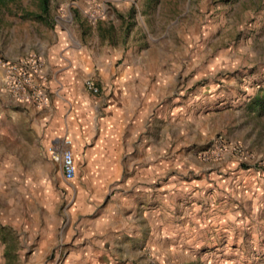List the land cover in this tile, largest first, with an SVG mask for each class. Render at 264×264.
<instances>
[{"label": "rangeland", "instance_id": "obj_1", "mask_svg": "<svg viewBox=\"0 0 264 264\" xmlns=\"http://www.w3.org/2000/svg\"><path fill=\"white\" fill-rule=\"evenodd\" d=\"M30 58L33 87L44 91L47 70L75 93L88 78L99 93L119 91L122 67L160 60L162 141L193 138L186 165L162 177L192 188L159 207L198 213L175 264H264V0H48L45 13L41 0H0V264H93L108 245L74 207H107L113 192L64 181L48 153L47 106L2 84L3 62ZM219 135L242 154L201 160ZM226 156L234 161L222 169Z\"/></svg>", "mask_w": 264, "mask_h": 264}, {"label": "crops", "instance_id": "obj_2", "mask_svg": "<svg viewBox=\"0 0 264 264\" xmlns=\"http://www.w3.org/2000/svg\"><path fill=\"white\" fill-rule=\"evenodd\" d=\"M48 76L46 70L40 78L44 91L51 88L52 92L46 105L54 133L51 141L62 136L71 139L80 187L92 184L99 192H113L107 207H74V218L90 222L96 243L108 245L104 255L95 253L93 264L185 261L192 242L191 222L198 219V213L193 207L159 204L163 195L169 202L177 193L191 191V186H179L173 179L163 184L162 177L178 164L186 165L183 149L193 138L176 139L168 132L162 141L156 110L161 94L160 60H138L134 68L122 67L119 91L115 84L113 91L93 94L83 88L75 93L67 81ZM76 85L80 86L78 79ZM233 161L226 156L216 165L225 169ZM144 196L152 207H137Z\"/></svg>", "mask_w": 264, "mask_h": 264}, {"label": "built area", "instance_id": "obj_3", "mask_svg": "<svg viewBox=\"0 0 264 264\" xmlns=\"http://www.w3.org/2000/svg\"><path fill=\"white\" fill-rule=\"evenodd\" d=\"M1 66L5 72L2 84L17 101H32L39 107L48 105L49 98L45 92L32 86V71L37 67L35 59L30 58L21 62L6 61ZM84 87L93 94L99 92L98 86L90 78L84 81ZM48 153L51 161L59 164L63 179L72 181L76 175V167L71 149V139L66 136L55 138L50 142ZM228 153L242 154V149L239 145L229 142L219 135L211 141L206 149L199 152V157L203 161L220 160Z\"/></svg>", "mask_w": 264, "mask_h": 264}, {"label": "trees", "instance_id": "obj_4", "mask_svg": "<svg viewBox=\"0 0 264 264\" xmlns=\"http://www.w3.org/2000/svg\"><path fill=\"white\" fill-rule=\"evenodd\" d=\"M48 10V0H41V11L42 13L47 12Z\"/></svg>", "mask_w": 264, "mask_h": 264}]
</instances>
